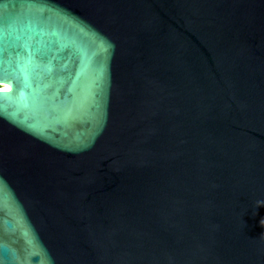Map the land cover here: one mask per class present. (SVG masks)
I'll return each instance as SVG.
<instances>
[{"label": "water", "instance_id": "1", "mask_svg": "<svg viewBox=\"0 0 264 264\" xmlns=\"http://www.w3.org/2000/svg\"><path fill=\"white\" fill-rule=\"evenodd\" d=\"M0 85V264H264V0H0Z\"/></svg>", "mask_w": 264, "mask_h": 264}, {"label": "bare ground", "instance_id": "2", "mask_svg": "<svg viewBox=\"0 0 264 264\" xmlns=\"http://www.w3.org/2000/svg\"><path fill=\"white\" fill-rule=\"evenodd\" d=\"M1 87L7 88V87H8V85H6V84H5V85H2Z\"/></svg>", "mask_w": 264, "mask_h": 264}, {"label": "snow or ice", "instance_id": "3", "mask_svg": "<svg viewBox=\"0 0 264 264\" xmlns=\"http://www.w3.org/2000/svg\"><path fill=\"white\" fill-rule=\"evenodd\" d=\"M0 98H3V99H8V97H0Z\"/></svg>", "mask_w": 264, "mask_h": 264}, {"label": "rangeland", "instance_id": "4", "mask_svg": "<svg viewBox=\"0 0 264 264\" xmlns=\"http://www.w3.org/2000/svg\"><path fill=\"white\" fill-rule=\"evenodd\" d=\"M1 86V85H0Z\"/></svg>", "mask_w": 264, "mask_h": 264}]
</instances>
